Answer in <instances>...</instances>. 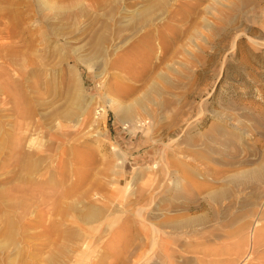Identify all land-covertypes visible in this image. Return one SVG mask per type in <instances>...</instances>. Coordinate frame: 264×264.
<instances>
[{"label":"rangeland","instance_id":"1","mask_svg":"<svg viewBox=\"0 0 264 264\" xmlns=\"http://www.w3.org/2000/svg\"><path fill=\"white\" fill-rule=\"evenodd\" d=\"M262 228L264 0H0V264H259Z\"/></svg>","mask_w":264,"mask_h":264},{"label":"bare ground","instance_id":"2","mask_svg":"<svg viewBox=\"0 0 264 264\" xmlns=\"http://www.w3.org/2000/svg\"><path fill=\"white\" fill-rule=\"evenodd\" d=\"M109 101V100H108ZM102 111V110H101ZM101 111L99 110V112H98V116H99V118H101V117H103V114L101 113ZM98 118V119H99ZM7 232V231H6ZM241 230H240V234H241ZM247 233V232H246ZM254 233V234H253ZM252 234V237H251V245L252 246H254V247H256L257 245H259V246H261V245H264V228H262V229H258V230H256V232L254 231ZM242 238V237H241ZM249 241V240H248ZM245 243H248L247 242V239H246V237L244 236V238H242L241 239V241L239 242L238 241V243L237 244H235V246L237 245V246H239V244H244L245 245ZM228 246V245H227ZM225 247V246H224ZM234 249H235V247H234ZM121 251L122 250H124V249H120ZM234 251V250H233ZM236 251V250H235ZM234 251V252H235ZM231 252V251H230ZM229 252V253H230ZM42 253H43V249H36V251H34V250H29V252L27 251V254L25 255V257L23 258V260H25L26 261V259H27V262H23V260H21V263L20 264H41V262H42V260H43V258L41 257L42 256ZM108 253V252H107ZM124 253H125V250H124ZM233 253V252H232ZM237 253V252H236ZM119 254V255H118ZM121 254V255H120ZM225 254H227V253H225ZM238 254V253H237ZM262 254V253H261ZM32 255V257H30ZM49 257L51 256V253L49 252ZM116 255H117V259H115L116 260V263L115 264H125V254H123L122 255V253H120V251L119 252H117L116 253ZM260 257V256H259ZM106 258V257H105ZM261 258H262V261H261V263H259V264H264V256H261ZM51 259H48L47 261L49 262ZM46 261V262H47ZM259 261V262H260ZM51 263V262H50ZM104 263V261H103V258H101V259H99L95 264H103ZM19 264V263H18ZM43 264V263H42ZM230 264V263H229ZM257 264H258V262H257Z\"/></svg>","mask_w":264,"mask_h":264}]
</instances>
